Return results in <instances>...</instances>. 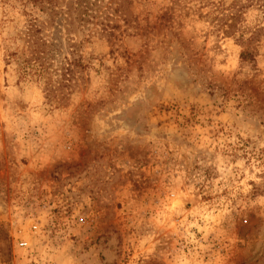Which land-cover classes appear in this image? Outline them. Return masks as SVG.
I'll list each match as a JSON object with an SVG mask.
<instances>
[{"label":"rangeland","instance_id":"1","mask_svg":"<svg viewBox=\"0 0 264 264\" xmlns=\"http://www.w3.org/2000/svg\"><path fill=\"white\" fill-rule=\"evenodd\" d=\"M128 1L56 108L0 0V264H264L263 10Z\"/></svg>","mask_w":264,"mask_h":264},{"label":"trees","instance_id":"2","mask_svg":"<svg viewBox=\"0 0 264 264\" xmlns=\"http://www.w3.org/2000/svg\"><path fill=\"white\" fill-rule=\"evenodd\" d=\"M17 1L28 18L17 38L20 46L6 55L5 63L16 66L21 79L43 86L46 103L56 108L76 86L75 73L81 78L89 67L83 58L84 45L95 39H116L119 20L130 24L128 0ZM254 5L264 13V0H232V23L221 27L224 34L233 36L237 19ZM240 57L245 61L250 54Z\"/></svg>","mask_w":264,"mask_h":264}]
</instances>
